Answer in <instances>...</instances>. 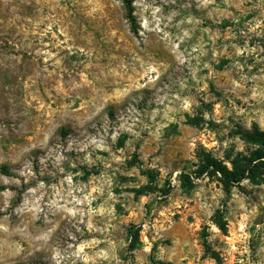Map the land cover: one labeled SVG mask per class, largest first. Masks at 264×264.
Returning <instances> with one entry per match:
<instances>
[{"label": "rangeland", "instance_id": "374dc122", "mask_svg": "<svg viewBox=\"0 0 264 264\" xmlns=\"http://www.w3.org/2000/svg\"><path fill=\"white\" fill-rule=\"evenodd\" d=\"M254 128L264 0H0V264H264Z\"/></svg>", "mask_w": 264, "mask_h": 264}, {"label": "trees", "instance_id": "16d2710c", "mask_svg": "<svg viewBox=\"0 0 264 264\" xmlns=\"http://www.w3.org/2000/svg\"><path fill=\"white\" fill-rule=\"evenodd\" d=\"M124 4L127 17L131 18L132 2L133 0H121ZM244 139L250 143L257 145L256 149L251 150L249 156H240L237 159L232 160L231 168L226 166H219L215 161L206 159L205 164L199 170L200 173L207 172L213 175H219L220 181L223 183L225 188H229L240 183L242 180L254 177L257 170L260 167H264V131L254 128L250 131H244L242 133ZM139 162L137 154H134L129 165L135 166ZM238 162V163H237ZM3 173H9L5 165L0 167ZM143 175L147 177L149 182L155 180L156 173L152 169L142 170ZM191 180L185 175L184 182H190ZM146 186L139 188L135 191L140 193ZM169 189L165 190V194L168 193ZM129 236L131 237L130 247H135V243L138 241V230L129 229ZM205 251L210 254L211 258L215 260V264H221L218 254L210 249L209 244L204 241ZM150 264H159L154 258L151 259Z\"/></svg>", "mask_w": 264, "mask_h": 264}]
</instances>
